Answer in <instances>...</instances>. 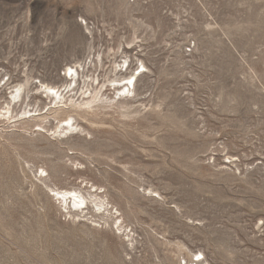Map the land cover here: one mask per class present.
<instances>
[{"label": "rangeland", "instance_id": "374dc122", "mask_svg": "<svg viewBox=\"0 0 264 264\" xmlns=\"http://www.w3.org/2000/svg\"><path fill=\"white\" fill-rule=\"evenodd\" d=\"M85 58L123 103L87 117L90 137L0 125V264H264V0H0V106L22 81L16 109L43 107L39 81ZM134 69L135 98L118 97L108 81ZM44 183L117 213L105 224Z\"/></svg>", "mask_w": 264, "mask_h": 264}, {"label": "bare ground", "instance_id": "6f19581e", "mask_svg": "<svg viewBox=\"0 0 264 264\" xmlns=\"http://www.w3.org/2000/svg\"><path fill=\"white\" fill-rule=\"evenodd\" d=\"M80 26L82 27V25ZM95 58L96 59H93L90 62V65L92 63L96 68L99 66L98 64L101 63L103 57L101 58L100 52H98ZM86 60L87 58H85V60H76L75 62L66 64L64 70L65 75L63 78L65 82H63V85L61 86L56 85L57 83L54 84L53 82L43 83L39 81L40 86L37 88L43 89L42 94H44L46 99L49 100L48 104H45L43 107L38 105L39 102L34 99L35 101L31 104H26V107H19L20 109L17 110L16 105L18 103L23 104V101H26L25 96L29 97L30 90L27 91L28 88L25 82L21 81L16 83L12 87L14 91L10 92V99H8L9 97L5 99L0 106V125L6 126L4 131L7 134H19L26 133L29 130L36 128V130L30 132V136L33 133H37L35 136L36 139L42 137V132L49 133L51 136L58 139L68 135H77V137L84 135L85 137H90L91 134L88 127L92 125V122L89 121V118L87 117H98L100 116V109L120 107L123 103L122 101L113 102L111 101L112 99H103L104 94H102L101 89L105 86V82H98V78H88V75L86 74V69L88 67ZM137 62H140L138 66L139 69L147 71V67L142 60L138 59ZM123 63L124 65L127 64V58ZM135 71L136 70L134 69L133 72L125 77H117L108 81L110 87L115 93H117L118 97L127 98L133 96L135 98L136 84L138 81L137 75L134 74ZM88 80L89 82L87 83ZM51 118L56 120L57 123L55 125L49 123ZM61 143L62 142L57 144ZM44 184L58 204H63L68 206V208L71 205V207H73L72 209L81 214L89 212L90 208H95L97 211L102 212L103 216L106 215L107 220H105V224H109L108 220L113 219L112 210L114 211L115 208H111V204L100 196V193L97 192L98 190L94 189L93 192H83L80 188L52 189L47 186L46 183ZM91 188L95 187L92 185L90 189ZM152 193L155 192L152 191ZM115 212L117 213V210H115ZM70 213L71 212H68V214ZM120 219L122 218L119 216L113 220V225L118 224L116 230L122 232L127 238L133 236L131 230L126 234L127 228L123 227L122 222H119ZM130 242L131 244L133 243L132 240H130ZM177 250L179 254L183 253V247L180 245H177ZM188 255H191L192 259L196 256H200V258L202 257L204 260H200L201 263L199 264H208L202 252H197L195 254L188 252ZM191 263H194V261H191Z\"/></svg>", "mask_w": 264, "mask_h": 264}, {"label": "built area", "instance_id": "2783aa9c", "mask_svg": "<svg viewBox=\"0 0 264 264\" xmlns=\"http://www.w3.org/2000/svg\"><path fill=\"white\" fill-rule=\"evenodd\" d=\"M81 24L83 25V27H85V29H87V30H89L90 29V27L88 26V23L85 21V24H84V20H83V22L81 21ZM87 27V28H86ZM90 32V31H89ZM191 48H192V45L191 44H189V45H187L186 46V48H185V51L187 52V53H190V51H191ZM100 55H101V53H100ZM102 56V55H101ZM123 57H124V54H123ZM124 58H127V60H128V65H129V57L128 56H125ZM124 58L121 60V61H119L118 62V66H117V68H119L120 70H119V72H125L127 69L129 70V68H130V65H129V67H128V65L124 68L123 67V60H124ZM139 65V63H137V66ZM115 71H116V69H115ZM143 73V71H141V70H136L135 71V74H138V75H141ZM198 260H200V258L199 257H194L193 258V260L192 261H194V263H190V264H197V262H198ZM183 264H187V262H183Z\"/></svg>", "mask_w": 264, "mask_h": 264}]
</instances>
